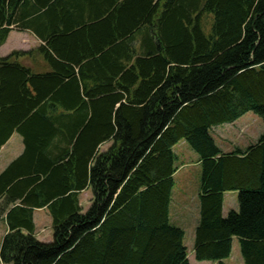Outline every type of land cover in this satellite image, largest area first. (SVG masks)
<instances>
[{"label":"trees","instance_id":"trees-1","mask_svg":"<svg viewBox=\"0 0 264 264\" xmlns=\"http://www.w3.org/2000/svg\"><path fill=\"white\" fill-rule=\"evenodd\" d=\"M28 16L45 70L19 62L34 51L0 58V149L13 133L25 147L0 175V262L189 264L169 218L183 141L201 166L195 260L224 264L236 238L264 264V135L231 152L211 136L264 121V0H0V47ZM225 192L239 210L223 218Z\"/></svg>","mask_w":264,"mask_h":264},{"label":"rangeland","instance_id":"rangeland-1","mask_svg":"<svg viewBox=\"0 0 264 264\" xmlns=\"http://www.w3.org/2000/svg\"><path fill=\"white\" fill-rule=\"evenodd\" d=\"M262 135H264V121L253 112L244 114L241 118L231 124L219 125L211 130L212 138L219 149L223 152H227V149L244 150L249 146L255 145ZM17 141L18 136H14L5 148V151L2 152L0 166L3 165L2 163L8 156L11 158L16 153ZM173 152L176 155L175 167L179 170L173 176L170 213L174 209V200L176 197H179L187 203L194 204V201H197L198 203L197 195H199L201 175V166L199 165L198 155L188 146L187 143L183 141L179 142L173 148ZM91 198V190L79 197L80 207L83 213L88 210ZM33 219L36 238L43 243L52 242V220L48 211H37L35 215H33ZM7 231L8 229L5 220L0 216V246ZM184 244L188 247V251L190 252L191 249L188 234L185 237ZM235 245L238 249V240ZM0 264L2 263L0 262Z\"/></svg>","mask_w":264,"mask_h":264},{"label":"crops","instance_id":"crops-1","mask_svg":"<svg viewBox=\"0 0 264 264\" xmlns=\"http://www.w3.org/2000/svg\"><path fill=\"white\" fill-rule=\"evenodd\" d=\"M120 2H123L125 0H119ZM32 16H28L24 18L19 25V28H13L10 32L7 40L5 43L0 47V58H6L8 57L12 52H32L30 55H27L25 57L19 58V62L27 67L33 70L35 73H41L45 70L44 68V61L42 57L39 55L37 50L43 46L42 40L35 34L34 30L31 28H25L24 23H29ZM14 136H18V143L16 144V153L10 158L8 156L5 161L2 163L3 165L0 166V175L3 173V171L17 158H19L23 152H24V143L22 137L17 134L13 133L11 138L8 140V142L0 149V157L2 156V152L5 151V148L8 146L10 141L14 138ZM110 146V143L104 144L100 147V152L105 151ZM227 152H231L233 150L227 149ZM179 169H177L178 171ZM176 171V172H177ZM176 174V173H175ZM174 174V175H175ZM90 189L85 190L80 194L88 192ZM172 195V193H171ZM79 196V197H80ZM198 203L197 201H194V204L187 203L184 200L180 199L179 197H176L174 200V209L170 213L169 208V218L173 225L176 227L182 229L184 231V240L185 237L188 234L189 242H190V252L188 251V247L185 245L187 250V259L189 261V264H217L214 262H197L194 257L193 253V244H194V237H195V230L198 226L199 222V213H200V202H199V196L197 195ZM46 210V209H39L34 210L33 215L37 211ZM238 211L239 210V204H238V193L237 192H225L223 195V203H222V217L225 218L228 213L231 211ZM3 219H5V216H2ZM237 243V239L234 238L232 241V249H231V255L224 260V264H244V260L240 254L239 248L237 249L235 244Z\"/></svg>","mask_w":264,"mask_h":264}]
</instances>
